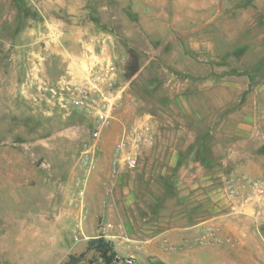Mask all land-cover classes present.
Wrapping results in <instances>:
<instances>
[{"label": "rangeland", "instance_id": "1", "mask_svg": "<svg viewBox=\"0 0 264 264\" xmlns=\"http://www.w3.org/2000/svg\"><path fill=\"white\" fill-rule=\"evenodd\" d=\"M108 68L94 141L73 86ZM144 124L154 140L116 166ZM109 233L121 261L264 264V0H0V264H61Z\"/></svg>", "mask_w": 264, "mask_h": 264}, {"label": "built area", "instance_id": "2", "mask_svg": "<svg viewBox=\"0 0 264 264\" xmlns=\"http://www.w3.org/2000/svg\"><path fill=\"white\" fill-rule=\"evenodd\" d=\"M107 71V72H106ZM104 72L106 80L101 81L99 75L96 77H89L81 84L73 86V105L76 108L86 111L88 114H92L95 123L93 125L91 135L95 141L98 139L103 130L109 127L114 117L115 107L118 101V91L113 85V76L108 75L109 68ZM108 75V76H107ZM91 78V79H90ZM104 79V78H103ZM154 140V134L147 124L140 127H132L119 139L114 145V164L120 166L125 164L129 168H133L137 165V157L134 151L131 150V144L136 147L140 143H148ZM140 142V143H139ZM90 145L85 151L84 164L87 169H92L96 165L95 147ZM78 188V194L84 193L85 179L79 178L76 180ZM232 187L231 184H229ZM100 236V235H99ZM101 263L102 260L98 258ZM123 262V263H122ZM122 264H138L136 261L126 259L121 261ZM71 264H84L82 260L73 262Z\"/></svg>", "mask_w": 264, "mask_h": 264}, {"label": "trees", "instance_id": "3", "mask_svg": "<svg viewBox=\"0 0 264 264\" xmlns=\"http://www.w3.org/2000/svg\"><path fill=\"white\" fill-rule=\"evenodd\" d=\"M139 59L137 53L132 49L128 51V58L125 65V75L127 78L132 77L139 69ZM94 251V257L102 260L101 264H122L118 259L117 253L114 249V244L111 240L106 239L102 235L92 237L87 241L85 251L79 255L70 254L68 259L61 264H71L82 259V256L87 251Z\"/></svg>", "mask_w": 264, "mask_h": 264}, {"label": "crops", "instance_id": "4", "mask_svg": "<svg viewBox=\"0 0 264 264\" xmlns=\"http://www.w3.org/2000/svg\"><path fill=\"white\" fill-rule=\"evenodd\" d=\"M179 153V152H178ZM178 153H177V156H176V158H178ZM97 180H99L98 178L97 179H95V181H94V183H96L97 182ZM126 179H123V178H117L116 180H115V185L117 184H122V183H126L127 181H125ZM124 181V182H123ZM91 183H92V181H91ZM128 183H130V181H128ZM130 202V199H125L124 200V204L125 205H128V203ZM109 209H110V207H109ZM127 229H128V227H127ZM106 239H108V240H111L112 242H113V244H114V249H115V251H116V253H117V250H118V248H123V246H122V240L121 239H118V238H115V235L114 234H110L109 233V235H108V237H105ZM130 238V237H129ZM137 238H139L137 235H133V239L135 240V239H137Z\"/></svg>", "mask_w": 264, "mask_h": 264}]
</instances>
